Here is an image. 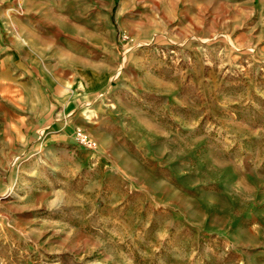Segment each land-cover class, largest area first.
<instances>
[{"label": "rangeland", "instance_id": "rangeland-1", "mask_svg": "<svg viewBox=\"0 0 264 264\" xmlns=\"http://www.w3.org/2000/svg\"><path fill=\"white\" fill-rule=\"evenodd\" d=\"M0 264H264V0H0Z\"/></svg>", "mask_w": 264, "mask_h": 264}, {"label": "built area", "instance_id": "built-area-1", "mask_svg": "<svg viewBox=\"0 0 264 264\" xmlns=\"http://www.w3.org/2000/svg\"><path fill=\"white\" fill-rule=\"evenodd\" d=\"M76 139L81 145H85L88 147H95L96 142L88 137V135L80 128L75 131Z\"/></svg>", "mask_w": 264, "mask_h": 264}, {"label": "bare ground", "instance_id": "bare-ground-1", "mask_svg": "<svg viewBox=\"0 0 264 264\" xmlns=\"http://www.w3.org/2000/svg\"><path fill=\"white\" fill-rule=\"evenodd\" d=\"M91 112V111H90Z\"/></svg>", "mask_w": 264, "mask_h": 264}]
</instances>
